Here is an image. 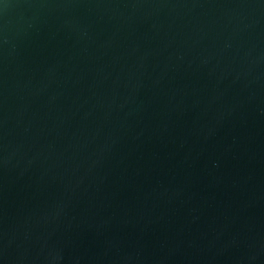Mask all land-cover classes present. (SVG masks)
I'll return each instance as SVG.
<instances>
[{
    "label": "water",
    "instance_id": "1",
    "mask_svg": "<svg viewBox=\"0 0 264 264\" xmlns=\"http://www.w3.org/2000/svg\"><path fill=\"white\" fill-rule=\"evenodd\" d=\"M0 264H264V0H0Z\"/></svg>",
    "mask_w": 264,
    "mask_h": 264
}]
</instances>
